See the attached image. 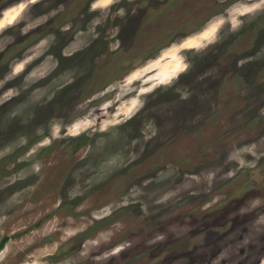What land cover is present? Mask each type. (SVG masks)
I'll use <instances>...</instances> for the list:
<instances>
[{
  "label": "rangeland",
  "instance_id": "rangeland-1",
  "mask_svg": "<svg viewBox=\"0 0 264 264\" xmlns=\"http://www.w3.org/2000/svg\"><path fill=\"white\" fill-rule=\"evenodd\" d=\"M0 264H264V0H0Z\"/></svg>",
  "mask_w": 264,
  "mask_h": 264
},
{
  "label": "trees",
  "instance_id": "trees-1",
  "mask_svg": "<svg viewBox=\"0 0 264 264\" xmlns=\"http://www.w3.org/2000/svg\"><path fill=\"white\" fill-rule=\"evenodd\" d=\"M6 239H7V236H4V237L2 238V240L0 241V249L3 247L4 242L6 241Z\"/></svg>",
  "mask_w": 264,
  "mask_h": 264
},
{
  "label": "clouds",
  "instance_id": "clouds-1",
  "mask_svg": "<svg viewBox=\"0 0 264 264\" xmlns=\"http://www.w3.org/2000/svg\"><path fill=\"white\" fill-rule=\"evenodd\" d=\"M108 2H109V3H111V2H112V0H108Z\"/></svg>",
  "mask_w": 264,
  "mask_h": 264
}]
</instances>
